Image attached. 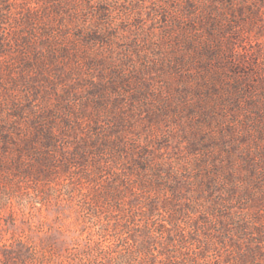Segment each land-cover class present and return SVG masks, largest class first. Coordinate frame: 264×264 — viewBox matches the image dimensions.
I'll return each mask as SVG.
<instances>
[{"label":"rangeland","instance_id":"rangeland-1","mask_svg":"<svg viewBox=\"0 0 264 264\" xmlns=\"http://www.w3.org/2000/svg\"><path fill=\"white\" fill-rule=\"evenodd\" d=\"M0 264H264V0H0Z\"/></svg>","mask_w":264,"mask_h":264}]
</instances>
